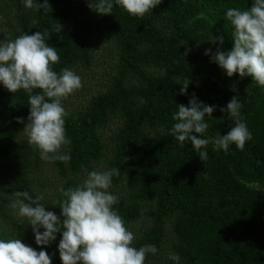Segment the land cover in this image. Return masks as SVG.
Returning a JSON list of instances; mask_svg holds the SVG:
<instances>
[{"label": "trees", "instance_id": "16d2710c", "mask_svg": "<svg viewBox=\"0 0 264 264\" xmlns=\"http://www.w3.org/2000/svg\"><path fill=\"white\" fill-rule=\"evenodd\" d=\"M89 2L48 0L50 7L34 10L24 0H0L6 29L0 25V40L48 30L47 43L60 57L52 66L57 73L89 70L101 36L116 50L115 66L100 90L66 111L70 144L60 152L71 159L54 161L62 181L40 203L60 216V187L82 184L93 170L119 169L110 190L119 198L113 209L135 234L134 247L156 246L145 264H176L169 253L179 255V264H264V87L249 76L228 77L211 59L217 48L234 46L226 10L247 9L254 0H161L142 18L130 16L115 0L112 13L104 15ZM57 26L59 33L53 31ZM212 36H222L224 43L213 44ZM206 49L211 53L205 55ZM186 79L187 93L180 94L176 82ZM193 93L198 101L218 106L212 117L205 116V133H193L205 139L235 126L220 108L238 96L244 105L241 120L252 136L242 151L231 144L225 152L210 142L202 161L190 141L181 145L174 138L172 114L179 104L188 106ZM29 110L28 94H13L0 84V238L17 237L47 251L52 264H62L61 234L49 245H37L31 226L9 208L17 191L33 198L41 193L34 177L40 154L23 133Z\"/></svg>", "mask_w": 264, "mask_h": 264}, {"label": "clouds", "instance_id": "9594fccd", "mask_svg": "<svg viewBox=\"0 0 264 264\" xmlns=\"http://www.w3.org/2000/svg\"><path fill=\"white\" fill-rule=\"evenodd\" d=\"M160 3L161 0H115V4L130 16L141 18ZM24 5L34 10L50 7L48 0H43V3L24 0ZM88 7L100 15L111 14L113 0H90ZM225 18L233 27L231 37L234 46L228 51L217 48L211 56L212 61L228 77L237 73L240 77L249 76L264 87V0H254L251 7L244 10L228 8ZM37 23V20H32L33 26ZM53 31L59 33L61 28L57 26ZM50 37L49 31L44 30L0 40V84L13 94L20 90L28 94L30 110L24 131L29 145L39 151L40 158L68 162L70 154L60 152L63 145L70 144L65 132L68 113L62 100L80 89L82 81L69 68L62 69L60 73L53 70L52 66L59 63L60 57L56 48L47 43ZM217 40L221 45L224 43L222 36L210 39L213 44ZM211 51L206 49L205 55ZM176 83L182 85L180 94H186L190 80H177ZM35 89L41 91L34 92ZM216 107L198 101L193 93L188 106L179 104L178 110L172 114L176 122L170 130L171 134L181 145L190 141L202 161L207 159V152L202 149L210 142L225 152L231 144L242 151L252 138L241 120L244 105L238 96H233L226 107L220 108L221 112L235 119V126L225 135L209 139L194 135L205 133L209 126L205 116L212 117ZM17 121L23 123L24 118L17 117ZM114 175H119V169L93 170L82 184L67 190L60 187L59 193L63 197L57 202L60 216L46 210L45 205L40 203L44 199L43 194L33 198L28 191L15 192L16 199L9 204V208L14 216L31 226L37 245H49L56 240L57 233L61 234L58 251L62 264H145L147 255L156 254L157 248L152 244L139 248L133 246L135 234L113 209L119 198L108 191ZM169 259L179 264L178 254L169 253ZM0 264H52V260L43 248L37 251L13 237L0 238Z\"/></svg>", "mask_w": 264, "mask_h": 264}, {"label": "rangeland", "instance_id": "374dc122", "mask_svg": "<svg viewBox=\"0 0 264 264\" xmlns=\"http://www.w3.org/2000/svg\"><path fill=\"white\" fill-rule=\"evenodd\" d=\"M2 18L3 17L0 15V25L3 31H5L6 29ZM95 46L96 52L92 56L90 69L87 71L81 68L73 70L81 77L82 87L63 100L62 105L66 111L72 109L74 106L86 104L90 97L96 91L100 90L103 86L106 74L115 66L116 50L109 39L105 36H101L97 39ZM112 129L113 127L106 129V135L111 134ZM23 133H25V131H23ZM40 162L37 164L38 167L34 177H36L41 184V187H39L40 194H43L44 198L50 199L53 192L61 183L62 178L57 172L54 161H44L40 158ZM102 167H104V165H102ZM110 190L111 188L108 191Z\"/></svg>", "mask_w": 264, "mask_h": 264}]
</instances>
